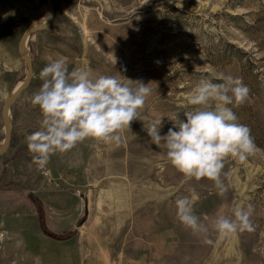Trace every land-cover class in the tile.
<instances>
[{"label":"rangeland","instance_id":"rangeland-1","mask_svg":"<svg viewBox=\"0 0 264 264\" xmlns=\"http://www.w3.org/2000/svg\"><path fill=\"white\" fill-rule=\"evenodd\" d=\"M51 1V24L26 45L31 82L9 108L11 141L0 157V264H264V0ZM48 13L45 0H0V145L2 106L27 73L19 40ZM55 53L68 58L69 71L84 66L91 78L142 80L152 91L139 119L121 130L119 146L86 139L41 169L27 147L43 119L31 96ZM220 72L250 89L234 111L258 149L245 162L226 159L224 171H238L222 196L213 181L176 170L163 142L157 147L146 131L161 119L166 134L184 119L187 94L199 80ZM193 188L194 211L209 225L212 243L177 219L175 200ZM242 198L253 205L254 231L218 234L215 217L231 216ZM38 215L60 239L73 231L72 242L43 237Z\"/></svg>","mask_w":264,"mask_h":264},{"label":"clouds","instance_id":"clouds-1","mask_svg":"<svg viewBox=\"0 0 264 264\" xmlns=\"http://www.w3.org/2000/svg\"><path fill=\"white\" fill-rule=\"evenodd\" d=\"M40 70V88L31 96L43 119L39 130L27 137L32 162L43 169L51 156L65 153L86 139L119 146L121 130L139 119L152 89L142 80L122 82L116 76L91 78L84 66L69 71L68 58L59 53L46 57ZM250 89L240 77L220 72L204 77L187 94L189 106L166 134L161 135V119L146 129L157 147L163 142L166 159L185 177L213 181L219 195L230 186L226 179L238 171L225 172L228 158L245 162L258 149L248 125L240 123L234 107L246 101ZM177 115V114H176ZM199 199L196 190L175 200L178 221L194 235L208 239L210 227L194 211ZM253 205L239 200L232 215H217L211 228L227 236L239 231H254Z\"/></svg>","mask_w":264,"mask_h":264},{"label":"water","instance_id":"water-1","mask_svg":"<svg viewBox=\"0 0 264 264\" xmlns=\"http://www.w3.org/2000/svg\"><path fill=\"white\" fill-rule=\"evenodd\" d=\"M46 7H48L49 13L46 16V18L42 21L41 24L32 25V27H29L24 31V33L21 35V38L18 43V52L21 56V58L24 60L25 65L27 66V73L24 79L22 80L21 84H19L9 95L8 98L5 99L4 104L2 106V122L4 126V137L3 142L0 145V157L2 154L5 153L6 149L9 147L10 144V138H11V125L9 120V108L13 101H15L19 94L30 84V80L32 78L33 74V66L31 63L29 51L27 49V41L32 36L33 33L41 31L46 29L47 26H49L52 22V18L54 16V9L52 7V1L51 0H45ZM27 52H26V51Z\"/></svg>","mask_w":264,"mask_h":264},{"label":"flooded vegetation","instance_id":"flooded-vegetation-1","mask_svg":"<svg viewBox=\"0 0 264 264\" xmlns=\"http://www.w3.org/2000/svg\"><path fill=\"white\" fill-rule=\"evenodd\" d=\"M37 212L40 213L39 208L36 209V213ZM40 215H42V214L40 213ZM42 216H44V215H42ZM38 220H39L38 221L39 231L42 233L43 237L48 238L50 241L55 240V241H60V242L61 241L67 242L70 240L69 237H72L74 235V233H72L73 231H70V232H68V233H71L69 237L64 238V239H60L61 238L60 236L57 237V235L54 232H50L49 229H47V227H45L44 219L42 221L41 216L39 217V215H38Z\"/></svg>","mask_w":264,"mask_h":264},{"label":"trees","instance_id":"trees-1","mask_svg":"<svg viewBox=\"0 0 264 264\" xmlns=\"http://www.w3.org/2000/svg\"><path fill=\"white\" fill-rule=\"evenodd\" d=\"M33 206H35L34 203H33ZM50 242H51V241H50ZM67 242H72V241L69 240V241H67ZM67 242H65V243H67ZM51 243H52V242H51ZM26 246H27V244H25V246H24V251L27 252V249H26L27 247H26ZM34 246H35V245H34ZM75 249H76V246H75Z\"/></svg>","mask_w":264,"mask_h":264},{"label":"bare ground","instance_id":"bare-ground-1","mask_svg":"<svg viewBox=\"0 0 264 264\" xmlns=\"http://www.w3.org/2000/svg\"><path fill=\"white\" fill-rule=\"evenodd\" d=\"M42 21H43V20H42ZM42 21H40V22H39V21H37V22H39L38 24H41V23H42ZM35 23H36V22H35ZM25 51H26V50H25ZM26 52H27V51H26ZM19 84H21V82H20ZM19 84H18V85H19Z\"/></svg>","mask_w":264,"mask_h":264}]
</instances>
